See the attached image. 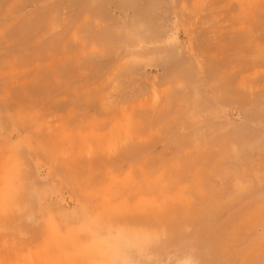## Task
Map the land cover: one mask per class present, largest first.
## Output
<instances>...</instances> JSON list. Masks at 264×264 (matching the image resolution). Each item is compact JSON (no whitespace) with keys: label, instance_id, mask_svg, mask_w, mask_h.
Here are the masks:
<instances>
[{"label":"rangeland","instance_id":"1","mask_svg":"<svg viewBox=\"0 0 264 264\" xmlns=\"http://www.w3.org/2000/svg\"><path fill=\"white\" fill-rule=\"evenodd\" d=\"M0 264H264V0H0Z\"/></svg>","mask_w":264,"mask_h":264}]
</instances>
